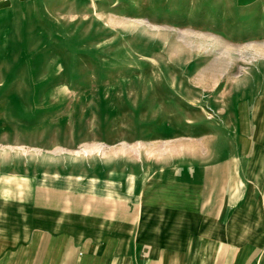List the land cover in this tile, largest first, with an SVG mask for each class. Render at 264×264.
<instances>
[{
	"label": "rangeland",
	"instance_id": "374dc122",
	"mask_svg": "<svg viewBox=\"0 0 264 264\" xmlns=\"http://www.w3.org/2000/svg\"><path fill=\"white\" fill-rule=\"evenodd\" d=\"M259 93L264 0H0V181L170 153ZM263 233L204 264H264Z\"/></svg>",
	"mask_w": 264,
	"mask_h": 264
},
{
	"label": "crops",
	"instance_id": "0c3cea01",
	"mask_svg": "<svg viewBox=\"0 0 264 264\" xmlns=\"http://www.w3.org/2000/svg\"><path fill=\"white\" fill-rule=\"evenodd\" d=\"M225 110L204 124L200 138H169L170 153L139 148L131 161L122 155L102 161L101 169L95 161L45 167L35 187L33 177L4 176L0 264L256 257L255 246L241 244L264 229V98L243 96L227 118ZM197 140L203 148L194 153Z\"/></svg>",
	"mask_w": 264,
	"mask_h": 264
}]
</instances>
